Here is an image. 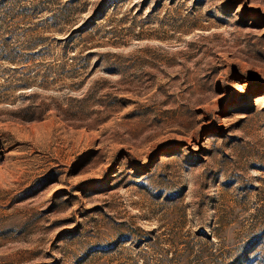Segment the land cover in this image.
<instances>
[{"label":"rangeland","instance_id":"374dc122","mask_svg":"<svg viewBox=\"0 0 264 264\" xmlns=\"http://www.w3.org/2000/svg\"><path fill=\"white\" fill-rule=\"evenodd\" d=\"M0 264H264V0H0Z\"/></svg>","mask_w":264,"mask_h":264},{"label":"trees","instance_id":"16d2710c","mask_svg":"<svg viewBox=\"0 0 264 264\" xmlns=\"http://www.w3.org/2000/svg\"><path fill=\"white\" fill-rule=\"evenodd\" d=\"M74 30H80L79 28H76V29H74ZM70 32H72V31H70Z\"/></svg>","mask_w":264,"mask_h":264}]
</instances>
